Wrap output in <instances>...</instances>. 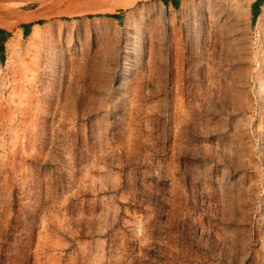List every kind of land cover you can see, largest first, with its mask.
I'll list each match as a JSON object with an SVG mask.
<instances>
[{"label": "rangeland", "instance_id": "1", "mask_svg": "<svg viewBox=\"0 0 264 264\" xmlns=\"http://www.w3.org/2000/svg\"><path fill=\"white\" fill-rule=\"evenodd\" d=\"M46 1L3 28L0 264H264V0Z\"/></svg>", "mask_w": 264, "mask_h": 264}, {"label": "bare ground", "instance_id": "2", "mask_svg": "<svg viewBox=\"0 0 264 264\" xmlns=\"http://www.w3.org/2000/svg\"><path fill=\"white\" fill-rule=\"evenodd\" d=\"M33 3L37 4L42 9L41 10H36L34 14H23L24 12H22V15H18L17 12H16L17 15L14 14L15 13L14 10L16 9V7H18L20 5L33 4ZM47 3L48 2L46 0H0V12L1 13L3 12L7 16H10L9 19L5 18L3 20H0V27L6 28V29H10L12 27L13 21H29V20L35 19L36 17H39V16L43 17L44 15L46 17V14L48 13V11H47L48 8H46L47 9L46 10L43 7L46 6V5H49V3L48 4ZM129 4H130L129 1H124V2H121V3L115 4V5L113 4V6L109 7L108 9H106L105 12H107V13L114 12L117 9V7H120V6L124 7V6L129 5ZM93 9L94 8H92V10ZM92 10H90V11H92ZM95 13H96V11H95ZM5 14H3V15H5ZM80 14H78V15H80ZM14 42H15V40H11L10 45L12 43H14Z\"/></svg>", "mask_w": 264, "mask_h": 264}, {"label": "crops", "instance_id": "3", "mask_svg": "<svg viewBox=\"0 0 264 264\" xmlns=\"http://www.w3.org/2000/svg\"><path fill=\"white\" fill-rule=\"evenodd\" d=\"M256 2V0H251V5L254 4ZM33 8L32 7H28L25 9V11H32ZM112 24V27L116 30L117 28V22H110ZM115 23V24H113ZM66 26H70L72 28V32L71 34L73 35V37L77 36L79 41L82 43L81 47H85V48H90L91 45L89 44L90 40V36H92V32L90 30L89 27H87V25L85 24V22H78L77 19L76 20H72L71 22H67L66 24H64V22L62 21H56V22H52L50 23V28L52 30H54L56 32V34L62 30L63 27ZM39 24H33L28 30L31 33L32 31L34 32L35 28H38ZM74 28V29H73ZM76 28V29H75ZM32 32V34H33ZM73 41H76L75 38H73ZM116 41V40H115ZM114 39H110L109 40V48L114 49L117 47V45L114 43L115 42ZM96 47V46H95Z\"/></svg>", "mask_w": 264, "mask_h": 264}, {"label": "trees", "instance_id": "4", "mask_svg": "<svg viewBox=\"0 0 264 264\" xmlns=\"http://www.w3.org/2000/svg\"><path fill=\"white\" fill-rule=\"evenodd\" d=\"M167 1V0H165ZM171 1H177V0H171ZM262 0H256V2L254 4L251 5V10H252V14H253V19L256 17V15L258 14V8L259 5L261 4ZM106 16H113L115 17V14H105ZM90 16V15H89ZM44 20L43 19H38L35 21H31L25 24H21V27L26 29V31L33 25V24H41L43 23ZM9 36V32L3 28H0V59L3 58V43L6 40V38Z\"/></svg>", "mask_w": 264, "mask_h": 264}]
</instances>
